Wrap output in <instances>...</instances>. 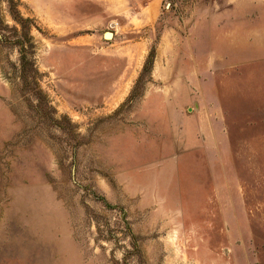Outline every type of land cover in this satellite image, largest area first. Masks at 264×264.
I'll return each instance as SVG.
<instances>
[{
  "label": "rangeland",
  "instance_id": "rangeland-1",
  "mask_svg": "<svg viewBox=\"0 0 264 264\" xmlns=\"http://www.w3.org/2000/svg\"><path fill=\"white\" fill-rule=\"evenodd\" d=\"M0 1V264H264V60L231 70L246 88L233 107L227 74L206 67L217 117L195 163L167 123L175 89L152 78L172 26L174 76L195 75L186 8L208 0H168L131 32L88 23L79 0H15L24 36ZM140 38L138 57L122 48Z\"/></svg>",
  "mask_w": 264,
  "mask_h": 264
},
{
  "label": "crops",
  "instance_id": "crops-1",
  "mask_svg": "<svg viewBox=\"0 0 264 264\" xmlns=\"http://www.w3.org/2000/svg\"><path fill=\"white\" fill-rule=\"evenodd\" d=\"M79 1L94 8L95 14L86 17L88 23L98 26L100 22L112 19L111 21L117 22L121 32L139 31L151 27L159 21L164 11L169 9L166 5L164 7L168 0ZM186 13V18H190L191 22L190 27L187 28V36L193 45L192 50L196 52L191 60L186 56L187 59L182 61L185 62L184 67L195 68V75L174 76L175 65L172 63V57L179 49L174 39V34L178 31L173 26L169 28L172 32L167 27L164 28V32L156 43L151 71L154 80L171 83L175 89L168 95L171 107L166 109L167 123L172 126L173 140H180L184 136L187 147L193 149L187 155V162L195 163L199 162V159L193 153L213 139L214 117H217L216 102L209 106L210 104L204 98L205 92L201 91L202 84L208 82L205 80L204 71L206 67H212L227 74L225 76L228 78L227 83H222V78L220 82L222 87L229 88V98H232L230 107L236 105L234 99L237 96L245 95L246 88L245 93H234L237 82L234 83V73L231 74V70L264 60V0H208L204 4L197 3L186 8ZM184 20L183 17L182 21ZM122 44V48H128L131 45L135 57H138L144 50L146 51L148 41L146 38H140L133 42L124 41ZM137 66L140 64L130 60L126 69L129 73V67L131 69ZM216 72L212 71L210 72L212 74L207 76L215 85L218 82ZM188 73L189 70H187ZM173 77L179 80H174ZM194 84L197 85L196 88L200 93L194 91ZM242 87H245L244 83ZM215 98H217L216 95ZM186 99L193 100L191 105L185 104ZM180 101L184 105L182 108L179 106ZM180 124L182 130H179ZM179 162H181L180 159Z\"/></svg>",
  "mask_w": 264,
  "mask_h": 264
},
{
  "label": "trees",
  "instance_id": "trees-1",
  "mask_svg": "<svg viewBox=\"0 0 264 264\" xmlns=\"http://www.w3.org/2000/svg\"><path fill=\"white\" fill-rule=\"evenodd\" d=\"M3 1L6 2V4H7L8 13H9L11 19L13 20V22L15 23V25L19 26L20 31L23 32V36H24V17H22V15L20 14V12L18 11L17 5H16V1L15 0H3ZM0 26H1V22H0ZM13 30L15 32L18 31L16 26L13 28ZM3 31H4V29L2 27H0V33H2ZM18 44H23V42L22 41H19ZM20 54H21V60L23 61L24 58H25V55H24V45L22 46V48H20ZM21 65H22V68L20 70V73H21L20 77H21V79L26 80V81H30V82H32V80H35L36 78L33 75H31L30 72H29L30 70H33L32 69V66L29 67V69H25L24 63H22Z\"/></svg>",
  "mask_w": 264,
  "mask_h": 264
},
{
  "label": "built area",
  "instance_id": "built-area-1",
  "mask_svg": "<svg viewBox=\"0 0 264 264\" xmlns=\"http://www.w3.org/2000/svg\"><path fill=\"white\" fill-rule=\"evenodd\" d=\"M117 25V23H114V24H111L110 26L113 28L114 26H116Z\"/></svg>",
  "mask_w": 264,
  "mask_h": 264
},
{
  "label": "water",
  "instance_id": "water-1",
  "mask_svg": "<svg viewBox=\"0 0 264 264\" xmlns=\"http://www.w3.org/2000/svg\"><path fill=\"white\" fill-rule=\"evenodd\" d=\"M106 34H111V33H110V32H107V33H105V35H106Z\"/></svg>",
  "mask_w": 264,
  "mask_h": 264
}]
</instances>
